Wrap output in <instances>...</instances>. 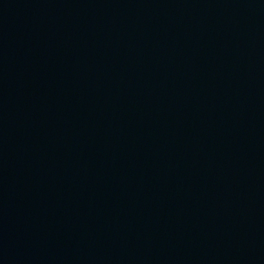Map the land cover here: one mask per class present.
<instances>
[{
	"label": "water",
	"instance_id": "1",
	"mask_svg": "<svg viewBox=\"0 0 264 264\" xmlns=\"http://www.w3.org/2000/svg\"><path fill=\"white\" fill-rule=\"evenodd\" d=\"M0 264H264V0H0Z\"/></svg>",
	"mask_w": 264,
	"mask_h": 264
}]
</instances>
